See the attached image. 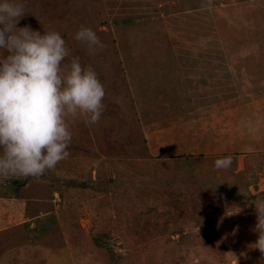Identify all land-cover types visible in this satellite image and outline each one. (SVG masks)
<instances>
[{"label": "rangeland", "instance_id": "374dc122", "mask_svg": "<svg viewBox=\"0 0 264 264\" xmlns=\"http://www.w3.org/2000/svg\"><path fill=\"white\" fill-rule=\"evenodd\" d=\"M34 1L25 25L67 38L62 68L79 58L106 95L97 123L67 118L54 169L0 181V264H264V2Z\"/></svg>", "mask_w": 264, "mask_h": 264}, {"label": "clouds", "instance_id": "9594fccd", "mask_svg": "<svg viewBox=\"0 0 264 264\" xmlns=\"http://www.w3.org/2000/svg\"><path fill=\"white\" fill-rule=\"evenodd\" d=\"M26 14L23 4L0 0V50L5 53L0 55V181L38 178L54 169L69 155L67 118L84 113L86 122L95 124L104 108L106 92L97 72L79 58L65 71L66 41L54 30L41 34L28 25L17 27ZM75 39L90 51L104 47L91 28L82 27ZM232 162L231 156L219 158L215 168L226 170ZM255 211L259 235L253 248L264 256V200L255 203Z\"/></svg>", "mask_w": 264, "mask_h": 264}, {"label": "trees", "instance_id": "16d2710c", "mask_svg": "<svg viewBox=\"0 0 264 264\" xmlns=\"http://www.w3.org/2000/svg\"><path fill=\"white\" fill-rule=\"evenodd\" d=\"M32 1V4H25V10L27 11V12H29L30 10H32V7H31V5H33L34 3H35V1L34 0H31ZM250 2H252V3H256V0H249ZM260 2H264V0H259ZM19 3H21L22 4V2H19ZM37 4H38V0H37ZM218 9H223V8H218ZM224 9H225V7H224ZM29 13H31V12H29ZM26 17V16H25ZM30 20H25V18H23V19H21L20 21H19V23H18V25H17V27H24L25 26V24H27L28 22H29ZM223 28V26L219 29V30H221ZM65 41H66V44H67V38H63ZM3 51V50H2ZM3 54H5L4 53V51H3ZM95 175H96V172H95ZM75 180V179H74Z\"/></svg>", "mask_w": 264, "mask_h": 264}, {"label": "crops", "instance_id": "0c3cea01", "mask_svg": "<svg viewBox=\"0 0 264 264\" xmlns=\"http://www.w3.org/2000/svg\"><path fill=\"white\" fill-rule=\"evenodd\" d=\"M180 104L184 107V110H182L181 112L179 110H177V112L174 113L175 116L172 119H174L177 116L184 117V115H185V114H183L184 112H188V114H189L190 113V110L193 109V108H190L189 105L190 104H194L195 105V103L193 101V98H191V99H185V101L184 100H181V103ZM188 128H190V127H188Z\"/></svg>", "mask_w": 264, "mask_h": 264}]
</instances>
